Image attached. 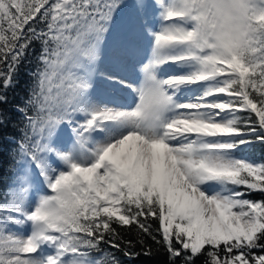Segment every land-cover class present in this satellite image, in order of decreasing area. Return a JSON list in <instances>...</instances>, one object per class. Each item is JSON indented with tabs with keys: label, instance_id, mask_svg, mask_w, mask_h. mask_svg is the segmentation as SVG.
Here are the masks:
<instances>
[{
	"label": "snow or ice",
	"instance_id": "obj_1",
	"mask_svg": "<svg viewBox=\"0 0 264 264\" xmlns=\"http://www.w3.org/2000/svg\"><path fill=\"white\" fill-rule=\"evenodd\" d=\"M122 5L126 33L151 36L150 56L138 82L99 74L134 102L94 103ZM130 43L116 44L125 66ZM34 44L6 139L2 106ZM165 64L179 74L159 76ZM257 145L264 0H0V264H123L119 254H141L124 239L133 232L163 264H264V157L247 154Z\"/></svg>",
	"mask_w": 264,
	"mask_h": 264
},
{
	"label": "rangeland",
	"instance_id": "obj_2",
	"mask_svg": "<svg viewBox=\"0 0 264 264\" xmlns=\"http://www.w3.org/2000/svg\"><path fill=\"white\" fill-rule=\"evenodd\" d=\"M125 1L131 2V0ZM159 24L158 10H156L148 21V27L152 31H156ZM108 35L102 45L101 59L96 65L97 74L93 77V87L90 90L91 100L94 103H107L109 106H113V102L130 104L134 102V96L128 90H121L105 82L99 74H118L122 78L138 82L140 78L139 68L148 61L150 56L152 38L146 33H126L123 14L118 17L113 16ZM117 41L131 42L126 49L127 66L123 65L118 59ZM172 74H179L174 65L165 64L158 69V75L161 77ZM191 90L195 92V86H192ZM182 91H187V89H182Z\"/></svg>",
	"mask_w": 264,
	"mask_h": 264
},
{
	"label": "trees",
	"instance_id": "obj_3",
	"mask_svg": "<svg viewBox=\"0 0 264 264\" xmlns=\"http://www.w3.org/2000/svg\"><path fill=\"white\" fill-rule=\"evenodd\" d=\"M126 3H131L129 1H125ZM124 13V6L122 5L120 9L117 10L115 16H120ZM109 34V33H108ZM106 35L108 37L109 35ZM105 37V38H106ZM34 51H31L28 55V57L25 59V61L20 65L18 74H17V81L18 83L13 89H10L7 92L9 103L6 105H3V109L8 113V115L11 117L12 123L11 125L4 130V137L6 139H11L12 135H16V129L19 126V123L21 121V117L18 113L14 111V105L23 103L25 100L28 90L32 83L31 78V72L34 70L36 66V57L39 54L40 51V45L34 44L33 45ZM11 146L7 143L4 144L5 151H7L8 148ZM251 157L260 158L264 157V146L257 145L254 149L249 150L247 153ZM253 199H259L260 197L258 195H254L252 197ZM124 239L126 240H132L134 247L133 251L137 253H141L138 255L135 259L129 261L128 258L123 257L122 254L120 255L121 260L123 261V264H163V261L166 259L162 253H158L155 251L156 245L155 242L152 241L150 238H148L147 243L148 245H151L153 248V255L151 257L144 256L141 247L138 243H136V236L135 233H125Z\"/></svg>",
	"mask_w": 264,
	"mask_h": 264
}]
</instances>
